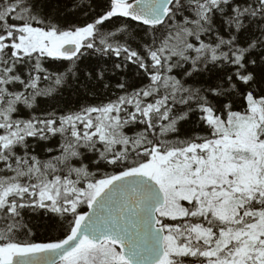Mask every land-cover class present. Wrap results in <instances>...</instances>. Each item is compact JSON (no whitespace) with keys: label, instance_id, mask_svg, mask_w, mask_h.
Returning <instances> with one entry per match:
<instances>
[{"label":"snow or ice","instance_id":"snow-or-ice-1","mask_svg":"<svg viewBox=\"0 0 264 264\" xmlns=\"http://www.w3.org/2000/svg\"><path fill=\"white\" fill-rule=\"evenodd\" d=\"M0 264H264V0H0Z\"/></svg>","mask_w":264,"mask_h":264}]
</instances>
